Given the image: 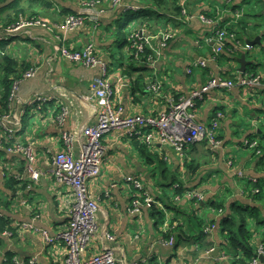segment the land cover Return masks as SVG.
Wrapping results in <instances>:
<instances>
[{"label": "crops", "instance_id": "0c3cea01", "mask_svg": "<svg viewBox=\"0 0 264 264\" xmlns=\"http://www.w3.org/2000/svg\"><path fill=\"white\" fill-rule=\"evenodd\" d=\"M87 1L9 0L16 8L25 10L27 20L30 16L39 17L53 30L27 27L9 36L3 35V38H11L10 49L14 50L20 63L26 62L29 68H37L36 75L20 85L12 127L20 128L17 137L21 142L35 145L38 167L44 175L25 195L26 203L22 204L21 199L16 198L17 192L13 193L5 186L9 180L25 174L26 159L8 156L3 161L6 177L0 173V213L10 218L15 231L12 238H5L0 250V264H7L9 255H13L14 264H64L67 249L63 242L48 246L39 232L22 231L19 226L32 224L57 236L69 224L74 191L61 187L49 173L51 156L63 150L61 130L54 115L62 105L69 109L65 129L80 137L75 147L79 154L84 129L97 121L98 106L91 85L99 71L65 60L61 48L64 44L81 51L91 43L112 74L126 77L125 86L116 98L126 115L156 116L168 107L171 99L188 97L217 77L238 83V80L258 76L262 84L253 88L236 84L228 90H212L198 102L199 123L209 127L213 121L219 122L218 135L222 137L219 149H211L206 141L188 146L184 157L178 156L169 146L159 145L152 149L155 158L166 162L167 167L179 175L183 190L181 195L174 190V199L183 207L180 213L165 209L155 201L166 196L164 176L157 170L158 165L148 162L133 141L121 137L120 132L106 135L102 173L99 179L90 183L91 195L98 204V230L82 259L111 250L116 264H241L237 262L241 260V253L235 259L233 254L227 253L219 221L230 213L232 204L259 207L264 215V200L258 202L248 195L253 185L264 181V8L258 10V0H181V6L184 4L189 15L187 18L183 14L178 18L160 17L152 21V29L139 20L132 21L126 31H143L144 36L172 34L168 48L148 65L131 62L129 44L118 38L119 27L130 18L128 12L135 11L132 7H143L142 0H120L117 5L112 0H101L93 8H88ZM262 3L264 5V0ZM77 14L88 18L85 24L67 34L60 32L58 27L65 19ZM205 16L214 24L204 22ZM220 29L232 30L236 38L227 39L214 54V31ZM259 37L261 45L248 50V42ZM154 45L158 48V40ZM243 53L251 62L245 73L241 72L237 62ZM204 59L209 61L207 68L195 67L194 64ZM130 65L137 70L133 77L125 74ZM189 68H193L192 74L187 73ZM139 76L144 82L135 85ZM152 83L162 86L159 95L147 91ZM38 97L52 98L41 112L30 103ZM28 115L40 123L33 126L32 133L28 131L32 122H24ZM249 138L258 142L261 154L246 146ZM2 155L7 157L5 152ZM186 162H193L194 171L188 170ZM240 172L243 177L239 176ZM128 177L140 181L143 192L153 199L152 204L142 208L140 216L131 214L134 188L127 184ZM194 191L204 196L205 201L199 207H191L187 201V193ZM221 201L226 203V211H217L212 205ZM153 206L164 210L163 225H159ZM213 225V232L202 238L205 228ZM249 230L256 234L259 247L263 242L260 233L255 226ZM171 238L175 240L174 246L166 245ZM211 249L219 251L218 254L209 253ZM223 254L226 258L220 262Z\"/></svg>", "mask_w": 264, "mask_h": 264}, {"label": "built area", "instance_id": "2783aa9c", "mask_svg": "<svg viewBox=\"0 0 264 264\" xmlns=\"http://www.w3.org/2000/svg\"><path fill=\"white\" fill-rule=\"evenodd\" d=\"M112 1L115 5L120 3V0ZM231 1L233 0H228V2ZM100 3L101 0H88L86 5L88 8H93ZM132 9L135 11L140 10L139 7H132ZM182 14L186 18L189 16L184 4ZM202 19L208 25L214 24V21L206 16ZM87 20L88 18L84 14L70 15L58 29L60 32L67 34L81 27ZM27 27H41L53 30L39 19H26L22 20L17 26H13L0 33L2 35L0 40H7L8 37L3 38L4 34L9 36ZM214 38L216 46L213 52L217 54L225 44V41L227 39L234 40L236 35L220 29L214 31ZM59 39L62 41L61 38ZM171 39L172 34L169 32L150 36H144V33L141 34L138 31L133 32L129 38L130 55L135 60L140 61L148 49L149 54L146 55V63L152 65L156 60L155 58L160 56L161 52L168 48V43ZM157 40L158 48L154 45V42ZM61 56L76 65L99 71L98 77L93 80L91 85V93L96 98L98 106L97 121L94 125L84 129L82 133L83 142L81 143L79 154H76L75 147L79 143L80 137L76 133L65 129L69 117V109L63 105L57 109L54 120L61 130L60 141L63 150L51 156L49 173L61 187L71 188L74 191L75 201L72 207L71 218L65 231L57 236H51L48 231L39 230L32 224H21L19 229H22V231L39 232L48 246L63 242L67 249L64 264H116L117 259L111 250H106L87 260L82 259V256L98 230L96 224L98 204L91 195L90 183L91 181L99 179L102 173V166L106 155V147L103 143L104 137L118 131L121 137L129 141L136 139L142 140L150 149H155L159 145L169 146L180 157L185 156V150L188 146L198 142L206 141L211 149L217 150L222 144L217 140L219 122L213 121L209 127L199 123L197 117L198 102L204 98L205 94L212 90H228L235 87L236 84L246 85L250 88L261 86V79L257 76L249 80L241 79L236 83L222 77L213 78L208 85L202 87L200 90L194 91L190 96L171 99L168 107L156 116L126 115L124 107L116 101L118 94H120L125 86L126 77L114 75L110 72L107 63L98 57L94 44H87L81 51L73 50L63 44ZM208 62L204 59L194 65L199 68H207ZM36 72L37 68L32 67L24 72L21 78L14 81L9 99L10 111L0 116V173L6 177L3 161L5 162L8 156L12 159L16 157L26 159L25 174L14 178L16 182L20 183L16 198H20L22 204L26 203L24 200L25 195L40 181L44 172L38 167L39 156L35 145L31 143L24 144L18 139L17 134L20 128L12 127V119L20 85L24 81L32 79L36 75ZM187 73L192 74L193 68H189ZM161 89L162 86L159 83H152L147 87V91L155 95H159ZM51 100L52 98L38 97L30 103L35 109L41 112L47 102ZM246 146L256 148L258 142H247ZM3 152L7 154V157L6 155L4 158L1 157ZM232 163V161H229L230 165ZM239 176L243 177V174L240 172ZM126 182L134 188L131 214L140 216L142 215V208L152 204L153 199L150 195L143 192V185L137 179L128 177ZM175 188L178 189L179 185H176ZM187 198L196 199L197 204L204 201V196L195 193V191L187 193ZM4 217L5 215L0 213V219ZM214 229V225L207 227L205 233L210 234ZM1 236L4 238H12L13 233L6 231L1 233ZM110 239L112 238L110 237ZM165 244L174 246V238H171ZM261 257H264V245L258 247L257 257L250 264H262ZM129 264L140 263L131 262Z\"/></svg>", "mask_w": 264, "mask_h": 264}, {"label": "trees", "instance_id": "16d2710c", "mask_svg": "<svg viewBox=\"0 0 264 264\" xmlns=\"http://www.w3.org/2000/svg\"><path fill=\"white\" fill-rule=\"evenodd\" d=\"M142 4L143 7H141L140 10H130L128 12L130 14V18L123 22V24L118 29V38H122V42L124 44H129V48V38L133 32H137L131 30L126 31L128 27L127 25H129L132 21L139 20L143 24H147L148 27L152 29L154 27L151 25V23L153 20L155 21V19L167 17L168 15L178 18L182 15L183 5L181 6V0H142ZM13 6L14 4L9 2V0H0V33L12 28L13 26H17L22 20H26L25 10L13 8ZM10 9H12L11 12H7ZM4 13L5 15H3ZM31 19H39V17L30 16L28 20ZM230 31L233 32L232 30ZM0 37H2L1 34ZM9 39L11 38L8 37L7 40H0V116L5 115V113H9L10 111L9 99L11 97L14 81L21 78L23 73L26 72L27 69H30L28 63H20V60L15 56L14 50L8 48ZM148 54L149 50L147 49L142 60L137 61L133 56H130L129 60L133 63L146 64V55ZM134 71L136 72L137 70L134 69L132 65H130L125 69V74L133 77ZM143 82L144 78L139 76L136 78L135 85H142ZM217 132H219V129ZM249 139L250 140L248 142L250 143L255 141L251 138ZM217 140L222 142V137L218 135ZM133 143L135 144L139 153L145 157L148 162L158 165L157 170H160L161 176H164L163 185L170 186L172 188H174L176 185H179V188H175L174 190L176 191V194L181 195L183 186L182 183L179 182V175L177 174V171H172L167 167L166 162L155 158L152 153V149H150L142 140L136 139L133 140ZM257 150H260V148H257ZM185 165L190 172L194 171L193 162H186ZM18 184V182L11 179L6 183L5 187H7L13 193H16V187ZM248 195L254 198V200H258V202L259 200L263 201L264 181L260 180L257 184L253 185V190L248 192ZM155 201L161 203L165 209L175 210L178 213H180V211L183 212V207L179 202L175 201L174 198L171 199L165 196L164 198H158V200ZM187 201H190L189 203L191 204V207H199L202 204V202L197 204L196 199L188 198ZM212 205L217 211H226V203H224V201L213 202ZM153 210L158 215L159 225H163L165 222L164 210H160L157 208V206H153ZM249 220L251 222H255L257 226L264 225V215H262V211L259 209V207H243L237 204H232L230 206V213L227 214V216L221 218L219 221L220 226H222L223 236L226 239V251L228 250V253L233 254L234 258H237L239 253H242L243 258L241 257V260L238 261L241 264H247L256 256V251L250 244V239L253 234L249 230ZM6 231L13 233L15 230L12 228L10 218L5 216L4 218L0 219V250L5 243V238L1 236V233ZM168 235H170V232H168ZM205 235L207 234H202V238H205ZM262 245H264V240ZM12 260L13 255H9L7 264H14Z\"/></svg>", "mask_w": 264, "mask_h": 264}, {"label": "rangeland", "instance_id": "374dc122", "mask_svg": "<svg viewBox=\"0 0 264 264\" xmlns=\"http://www.w3.org/2000/svg\"><path fill=\"white\" fill-rule=\"evenodd\" d=\"M257 3H259V5H258V10H260V11H262V9L264 8V5H263V3H262V0H258V1H256ZM256 2H255V4H256ZM255 6V5H254ZM13 8H16V6H14ZM7 12H10V10H8ZM3 15H5V13L3 14ZM173 28V27H172ZM11 46H9L8 45V48H10ZM128 53V52H127ZM14 54V53H13ZM128 58V57H127ZM112 69V68H111ZM0 92H1V88H0ZM25 123H29V122H32V124L30 125V128H31V130L29 129L28 131L30 132V133H32L31 131H33L34 130V127L33 126H36V125H40V123L39 122H37V120L35 119V117H31L30 118V116L28 115L26 118H25V121H24ZM248 148H250V147H248ZM257 148H259V144H258V146L256 147V148H251V149H254L255 150V152H256V154H261L260 152H259V150H257ZM241 152H243V151H241ZM1 157H4L3 155H1ZM164 188V192H165V195L168 197V198H171V199H173L174 198V189L172 188V187H170V186H164L163 187ZM4 198V197H3ZM31 198V197H30ZM32 200H35V197H33L32 198ZM205 201V200H204ZM204 201L202 202V203H204ZM251 226H255V230L257 231V232H259L260 233V235H261V238L260 239H262V240H264V225H261V226H257L256 225V223L255 222H252L251 224H250V226L249 227H251ZM259 230V231H258ZM251 232V231H250ZM223 233V232H222ZM252 233V232H251ZM253 234V235H252ZM251 235H252V237H251V239H250V244L253 246V248L255 249V253H256V256L254 257V258H256L257 257V250H258V248L256 249V241H255V237H256V234L255 233H252ZM262 245V244H261ZM260 246V245H259ZM258 247V246H257ZM213 250V251H212ZM212 251V252H211ZM214 249H211L210 251H209V253H214ZM227 253H228V250H227ZM228 254H230V253H228ZM241 257L243 258V254L241 253ZM226 258V255L225 254H223L222 255V257L221 258H219V260H220V262L223 260V259H225ZM253 258V259H254ZM264 258V257H263ZM235 259V258H234ZM252 259V260H253ZM252 260H250L247 264H250V262L252 261ZM260 260H261V258H260ZM238 262V261H237ZM239 263V262H238ZM261 263L262 264H264V262H262V260H261Z\"/></svg>", "mask_w": 264, "mask_h": 264}, {"label": "water", "instance_id": "95a60500", "mask_svg": "<svg viewBox=\"0 0 264 264\" xmlns=\"http://www.w3.org/2000/svg\"><path fill=\"white\" fill-rule=\"evenodd\" d=\"M143 33V31H141V34ZM261 38L259 37V38H257V40L256 41H249L248 42V46H247V49L248 50H250V49H252L253 47H255V45H261V40H260ZM247 53V55L249 54V52H246ZM246 53H243L242 54V56H241V58H238L237 59V62L241 65V72L242 73H245V71H246V68H247V66L251 63V62H248L246 59H247V56H246ZM215 252V251H214ZM218 252L219 251H217V252H215V253H217L218 254ZM261 260H262V262H264V258L263 257H261Z\"/></svg>", "mask_w": 264, "mask_h": 264}]
</instances>
